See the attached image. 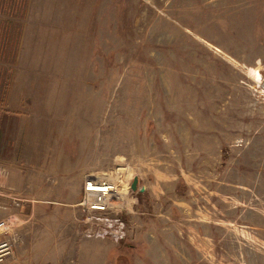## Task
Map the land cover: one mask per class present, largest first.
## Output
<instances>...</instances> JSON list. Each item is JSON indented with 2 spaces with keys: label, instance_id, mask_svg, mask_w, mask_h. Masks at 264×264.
Returning <instances> with one entry per match:
<instances>
[{
  "label": "rangeland",
  "instance_id": "rangeland-1",
  "mask_svg": "<svg viewBox=\"0 0 264 264\" xmlns=\"http://www.w3.org/2000/svg\"><path fill=\"white\" fill-rule=\"evenodd\" d=\"M6 14L27 58L1 113L0 186L55 199L106 181L125 231L83 234L82 185L72 207L26 199L0 210L10 262L264 264V0H0Z\"/></svg>",
  "mask_w": 264,
  "mask_h": 264
},
{
  "label": "built area",
  "instance_id": "built-area-1",
  "mask_svg": "<svg viewBox=\"0 0 264 264\" xmlns=\"http://www.w3.org/2000/svg\"><path fill=\"white\" fill-rule=\"evenodd\" d=\"M257 93L264 98V79L255 83ZM104 187L105 190L100 189ZM117 199V190L114 184L92 177H86L82 184V198L77 206L82 213V232L87 237L103 238L111 236L122 240L125 237L124 224L118 218L106 217L111 204ZM28 202L13 192L0 186V210L7 211L10 206L22 208ZM104 215V216H103ZM11 216L0 218V236L10 235L16 226ZM14 237L0 239V264H14L9 260L13 256Z\"/></svg>",
  "mask_w": 264,
  "mask_h": 264
},
{
  "label": "crops",
  "instance_id": "crops-1",
  "mask_svg": "<svg viewBox=\"0 0 264 264\" xmlns=\"http://www.w3.org/2000/svg\"><path fill=\"white\" fill-rule=\"evenodd\" d=\"M5 16V15H3ZM15 18H8L6 14V19L0 20V29L6 31L4 35H0V122L3 121L1 116L3 110L11 107L12 100L15 101L16 96L12 95V91L15 90V86L12 83V68L15 74L20 73L18 70L22 68L20 59L27 58V47H26V32L24 25H20L19 21ZM18 24V25H17ZM10 27V28H9ZM12 60L14 62L12 63ZM13 66V67H12ZM23 68L25 71V64L23 63ZM18 69V70H17ZM82 178L79 177L76 181L77 187L75 188L74 195L70 198H65V196L60 195L59 198H50L52 195L42 194V189L37 188H26L24 191V197L30 201L33 198H42L40 201L49 203H67L68 206H75L79 201V196L81 194ZM63 187V182L60 184L61 189ZM62 191H60L61 193ZM38 193V194H36Z\"/></svg>",
  "mask_w": 264,
  "mask_h": 264
},
{
  "label": "water",
  "instance_id": "water-1",
  "mask_svg": "<svg viewBox=\"0 0 264 264\" xmlns=\"http://www.w3.org/2000/svg\"><path fill=\"white\" fill-rule=\"evenodd\" d=\"M138 189V179L137 178H133L131 184H130V190L132 192H136V190ZM140 191H143V188L140 189Z\"/></svg>",
  "mask_w": 264,
  "mask_h": 264
},
{
  "label": "bare ground",
  "instance_id": "bare-ground-1",
  "mask_svg": "<svg viewBox=\"0 0 264 264\" xmlns=\"http://www.w3.org/2000/svg\"><path fill=\"white\" fill-rule=\"evenodd\" d=\"M255 78V77H254ZM96 189H100L101 191H104L105 188L104 187H101V188H96ZM118 191V190H117Z\"/></svg>",
  "mask_w": 264,
  "mask_h": 264
}]
</instances>
